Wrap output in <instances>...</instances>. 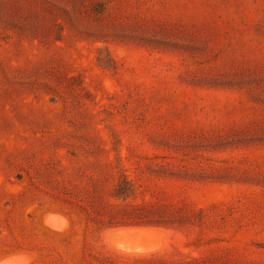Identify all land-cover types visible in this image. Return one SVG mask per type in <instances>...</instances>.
<instances>
[{
  "label": "rangeland",
  "instance_id": "374dc122",
  "mask_svg": "<svg viewBox=\"0 0 264 264\" xmlns=\"http://www.w3.org/2000/svg\"><path fill=\"white\" fill-rule=\"evenodd\" d=\"M128 221L175 229L149 264H264V0H0V252L37 223L107 263Z\"/></svg>",
  "mask_w": 264,
  "mask_h": 264
},
{
  "label": "trees",
  "instance_id": "16d2710c",
  "mask_svg": "<svg viewBox=\"0 0 264 264\" xmlns=\"http://www.w3.org/2000/svg\"><path fill=\"white\" fill-rule=\"evenodd\" d=\"M114 196L120 200H126L127 198H129L128 195L124 194V187L121 185L117 186L114 192ZM49 210L59 211L64 215H66L68 218H70L72 223L74 222V215L67 209L54 208L50 206ZM119 226L160 227L170 231L173 235L175 233V229L173 227L158 221H128V222L110 223L102 226L101 228H97L96 232L100 234L102 239L104 240V236L107 230ZM73 233H74V227H72L71 231L65 235L51 234L36 223V225L33 226L30 232L28 231L27 234L23 232L19 239H15V243L23 239L22 240L23 242L21 244L12 246L11 248H8L0 252V257L17 252H30L35 255L33 264H53L54 262V260H52L53 258L55 259L63 258L62 252H60L61 251L60 248L63 247L62 245L68 244L69 246H72L71 237ZM38 234H40V236H44L47 239L38 237ZM24 235H26V237ZM103 250H105L108 253L109 258L107 259H109V261L107 263H101V264H149L150 262L156 261L159 258H163V259L172 258L173 254L175 253L178 255L181 254L179 249L174 245L170 246V248H165L163 250H159L148 254H129V253H121L116 250H113L103 242ZM86 264H95V263L87 262Z\"/></svg>",
  "mask_w": 264,
  "mask_h": 264
},
{
  "label": "water",
  "instance_id": "95a60500",
  "mask_svg": "<svg viewBox=\"0 0 264 264\" xmlns=\"http://www.w3.org/2000/svg\"><path fill=\"white\" fill-rule=\"evenodd\" d=\"M46 211L51 213V214H63V213H61L59 211H55V210L47 209ZM40 222H41V224L44 227H47L50 230H60V228H61L55 222V220H53V218H50L48 216H42ZM117 228H152V229H156L157 231H159L158 235H159L161 229H164V228L149 227V226H119V227H116V228H113V229L110 230L111 233H110V236H109V242L111 244H113V247H112L113 250H116V251L121 252V253H129V254H148V253L159 251V250H154V251H150V252H145L144 250L142 251L139 247L136 246V245H138L140 247H150V248L152 247V248H154V247L157 246V237H158V235H150V236H146V237L134 235L131 238L125 237V238L121 239L120 234L116 231ZM131 239H132V241H129ZM120 244L131 245L132 248H136L137 247V248H139L138 250L136 249L138 252H133V253L131 252L130 253V252H127V251H122V250H120L118 248V246Z\"/></svg>",
  "mask_w": 264,
  "mask_h": 264
},
{
  "label": "bare ground",
  "instance_id": "6f19581e",
  "mask_svg": "<svg viewBox=\"0 0 264 264\" xmlns=\"http://www.w3.org/2000/svg\"><path fill=\"white\" fill-rule=\"evenodd\" d=\"M58 219H59V218H58ZM133 229H134V228H133ZM121 230H122V229H121ZM138 230H139V229H138ZM117 231H118V230H117ZM135 231H136V230H135ZM150 231H151V230H150ZM140 232H141V228H140ZM140 232H139V233H140ZM143 232H146V231H143ZM143 232H142V233H143ZM148 232H149V231H148ZM151 232H153V231H151ZM151 232H150V233H151ZM130 233H132V232H128V233H126L125 235H126L127 237H129V236L132 237L131 235H129ZM139 233H138V234H139ZM147 234H149V233H147ZM136 235H137V234H136ZM157 235H158V234H157ZM138 236H140V235H138ZM148 236H150V235H148ZM144 237H145V236H144ZM121 239H122V238H121ZM107 240H108V239H107ZM130 247H132V246H130ZM158 247H159V246H158ZM148 248H149V247H147L146 249H147V250H150V249L153 250L152 247H151L150 249H148ZM144 249H145V248H144ZM146 249H145V250H146ZM154 249H155V247H154ZM131 250H132V248H131ZM134 250L136 251L135 248H134ZM134 250H133V251H134ZM126 251H127V250H126Z\"/></svg>",
  "mask_w": 264,
  "mask_h": 264
}]
</instances>
